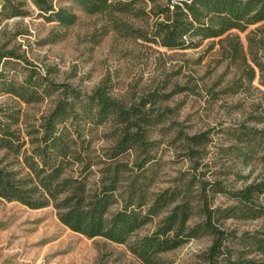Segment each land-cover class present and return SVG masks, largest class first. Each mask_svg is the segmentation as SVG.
Masks as SVG:
<instances>
[{
  "label": "trees",
  "instance_id": "1",
  "mask_svg": "<svg viewBox=\"0 0 264 264\" xmlns=\"http://www.w3.org/2000/svg\"><path fill=\"white\" fill-rule=\"evenodd\" d=\"M89 15L108 18L112 29L158 46L197 48L218 38L235 64L237 78L226 91L264 86V23L250 30L244 48L238 33L264 22V0H72ZM38 16L56 27L43 40H61L77 16L53 0H29ZM26 0H3L0 16L22 17ZM152 19L134 28L132 19ZM60 28V29H56ZM235 87V88H234ZM176 93L150 90L136 100L113 97L106 82L90 93L57 83L18 48L0 45V198L31 209L52 207L58 220L88 238L125 244L142 264H161L162 253L207 236L198 264H264V229L238 234L229 219L264 218V93L253 114L228 133L227 152L242 166L260 164L258 180L225 186L219 173L198 170L210 142L208 131L177 132L189 169L158 188L160 136L170 128ZM49 100L39 116L23 105ZM251 121V124H247ZM101 140L103 144H97ZM225 196L228 205H214ZM152 230L139 234L148 225Z\"/></svg>",
  "mask_w": 264,
  "mask_h": 264
},
{
  "label": "rangeland",
  "instance_id": "2",
  "mask_svg": "<svg viewBox=\"0 0 264 264\" xmlns=\"http://www.w3.org/2000/svg\"><path fill=\"white\" fill-rule=\"evenodd\" d=\"M26 2L22 8L28 11L27 15L0 16V45L18 48L55 82L90 93L104 81L113 97L125 101L136 100L150 90L176 92L166 103L173 109L170 128L163 136L154 133L160 140V177L156 187L168 186L179 172L189 169L181 141L174 139L180 130L185 134L209 132L210 142L198 167L206 176L217 172L225 186L234 188L259 179L260 164L242 166L226 149L228 133L250 114H256L253 107L261 101L264 86L257 75L251 84L245 83L234 92L224 91L233 85L238 74L235 64L222 55L218 38L205 40L197 48L169 50L112 29L106 16L86 14L72 0H53L55 4L71 6L77 20L61 30L65 33L61 40L43 43L56 24L39 17L38 10L29 0ZM2 3L0 0V6ZM151 22V18L130 20L134 28L146 29ZM263 23L238 33L245 49L250 30ZM258 35L264 36V32ZM4 100L0 97V102ZM50 107L49 100L23 105L25 112L35 117ZM260 201L264 203V194ZM213 204L225 207L229 202L218 194ZM153 226L148 225L139 234L149 232ZM226 226L238 234L252 232L264 229V218L229 219ZM209 245L207 236L192 239L162 253L161 264H198ZM0 264L142 263L125 244L102 237L88 238L70 230L58 220L52 207L31 209L0 198Z\"/></svg>",
  "mask_w": 264,
  "mask_h": 264
}]
</instances>
